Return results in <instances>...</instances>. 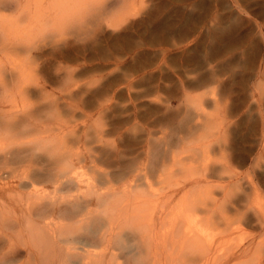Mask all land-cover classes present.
<instances>
[{
    "label": "rangeland",
    "instance_id": "rangeland-1",
    "mask_svg": "<svg viewBox=\"0 0 264 264\" xmlns=\"http://www.w3.org/2000/svg\"><path fill=\"white\" fill-rule=\"evenodd\" d=\"M93 1L87 13L67 19L62 36L31 39L28 52L0 50V109L12 113L0 117L6 142L18 133L14 123L25 127L22 120L31 119L56 130L53 138L85 158L83 185L113 189L122 200L124 206L113 204L112 221L124 215L135 223L127 205L148 203L139 229L147 234L144 227L155 223V253L133 263L134 232L119 217L120 228L112 225L121 242L109 238L100 244L105 249L90 247L113 257L105 264H264V0ZM8 40L0 49L22 44ZM6 122H13L11 132ZM8 143L0 152V175L6 177L24 169L11 164L9 153L18 148ZM44 188L51 194L50 185ZM119 188L129 190L126 197ZM10 197L0 193V264H31L3 258L6 239L14 238L24 254L26 244L33 242L34 249L44 236L50 239L57 224L40 235L25 229L17 236L10 222L19 212ZM94 206L93 214L102 216V207ZM181 207L204 230L199 248L214 252L207 261H194L196 244L192 250L180 244L185 223L169 225L171 212ZM60 235L54 249L77 246L69 233Z\"/></svg>",
    "mask_w": 264,
    "mask_h": 264
},
{
    "label": "bare ground",
    "instance_id": "bare-ground-1",
    "mask_svg": "<svg viewBox=\"0 0 264 264\" xmlns=\"http://www.w3.org/2000/svg\"><path fill=\"white\" fill-rule=\"evenodd\" d=\"M92 1L93 0H0V42L2 43L4 39H9L8 41L11 42L12 40L10 39H13L17 40L19 43H22L18 44L17 42V44L19 45L18 48H11L12 45L7 49L5 48L6 46L2 47L0 49L1 52L5 54L14 53L15 51H17V53L21 51L28 52L32 48L31 39L36 40V38H43L45 36H62L60 32L63 29L64 23L68 21L67 19H74V17L80 16L81 12H83L82 9L85 10L88 7L91 8L88 5L90 2L92 4H95V2ZM112 4L113 2L111 1L110 4H107V7H110ZM91 6L93 7V5ZM87 10L88 9H86L84 13H87ZM3 12H8V14H4ZM105 12L107 11L105 10ZM11 13H13L12 16H10ZM2 53L0 55H2ZM1 85V90H3L5 86L4 84L2 86ZM6 112L0 109V117H5L4 119L10 118L9 115H12V113ZM16 115L13 117H16ZM26 120L27 119L22 120L23 122L25 121L24 123H27L25 127H22V122L20 123V121L17 124L14 123L15 130L18 129V133H14V136H10V133L9 136L14 138H10V140L8 139L7 142L5 135L8 133L0 132V152H4V147L6 146L8 141L9 143L7 146H9L10 144V147L17 146L18 149L13 151V153H9V155H14H12L13 158L11 164H18L16 167L17 169L18 166L24 168H21V171L17 175L10 174L11 176H7L8 178L4 176V174L0 175L1 196L3 198H6L10 195V199L12 201L14 199L12 196H15L18 192H20L18 190L28 189L26 190V192L24 191L20 193V195L22 196H19L18 199H16L15 201L13 200V202L15 203V207H13L14 212L18 211L19 216L18 214L14 213V215L16 214L18 216H14V220H16L15 226L13 225L14 220H12V223L10 222V224L13 228H17V236H20L25 229H28L29 232L32 231L35 234L37 233L40 235L41 228H49L50 225L56 226L55 224H57V232L59 228V230L61 231L62 229L64 233L65 231H67L70 238H74L77 246L73 248L71 246V248L68 246V251H60L54 249H59L58 243H60L61 241L59 239L60 234L58 236L54 234L57 232L56 229L53 228L51 233H48V235L51 236L50 239L49 237L44 236V238H42L40 242H37L35 246L33 245L35 250L31 248L32 244L34 243L32 242V244H30L27 241L30 246L28 247L27 244L25 245L27 247L24 254L23 250L19 248L17 243H14V238L6 239L7 249L9 248V250H6L8 253H6L5 251V253L1 254V256L4 258V255L8 254L14 261H19L21 259L23 261L24 258L23 262L31 261V264H34L32 263V261L35 262V264H105V259L108 258V254L106 252H98V254H95L94 251L92 253L90 251V247H94L96 245L101 246L100 244L104 245L107 241H109V238L110 240L116 238V240L118 239V241L121 242V232L117 233V228H120V226L118 225L117 227V223H115V221L119 217L120 219L122 217L123 220L121 221L124 222V215L122 214L123 216L120 215L119 217L116 216V219L112 221L110 217L111 215L113 217L115 214L113 215L110 212L113 211L112 209H114L113 204H116L115 202H117V204L120 205V203L122 204V200L117 198L114 192L112 193L113 189L111 192L109 191L112 194H109V192H103L106 190H104V188H106L104 186L103 189H97V187H99L100 185H95L96 188L92 187V183L90 185H83V180L81 178L82 176L79 170L80 164H82V161H84L85 158L77 153L75 154L74 152H72V150H70V148H67V145H65L63 139L60 138L58 140L56 137L53 138L52 134H54V129L47 130L43 126H41V128L40 125L37 126L36 124H33V122H30L31 119L30 121H28V119V122ZM5 125H8V129L6 128L7 131L11 132L13 129V122L11 124L10 122H6L3 126ZM90 160V162L93 163L94 160ZM44 185H50L52 187L51 194H49L50 192L48 194L47 192H45ZM99 188H101V186ZM132 188L135 187L133 186ZM119 189L122 190L123 188ZM101 190L103 191L101 192ZM124 190L125 189H123L122 191ZM125 191L122 193H126ZM123 194L119 193V195L121 196ZM126 194H124L125 197ZM118 200H120V203L118 202ZM131 200L133 201V199ZM126 201L130 203L129 200ZM144 204L147 205L148 203H146V201H138L135 204H130L131 206H129V204L127 205V208L131 207L133 210V213L131 215L135 216L133 217L135 219V223H130L129 221L131 219L125 220V222H129V224L127 225L128 227H130L129 229L132 228L134 232L132 235L135 238L136 247L134 246V248L136 253L135 256H133V263H141L146 259L145 256L147 257L149 253H155L157 247L160 245L157 238V229L155 228V223H150V225L144 227V231L147 230V234H144V232L140 231L139 229H142V227L145 225V222L142 221V219L144 218V216L142 215L144 213L142 206H144ZM92 205H95L96 207H102V216L97 213V216L94 215L95 213L93 214V209L91 208ZM122 205L124 206V203ZM1 207L2 209H5L6 202H2ZM4 209L2 211H4ZM116 209H118V205ZM128 212L129 210H126L127 214ZM56 215L60 216L55 221L54 219L56 218L54 216ZM48 217H50L49 219L52 220L49 221ZM169 218V225L171 227L176 225V223H178V220L186 224V229L185 231H183V236L186 240L180 242V244L182 246L184 244H187L186 248L188 250H192L193 247L194 249L197 247V249L200 250L199 252H197L198 255L195 257L197 259L192 258L194 259V261L206 260L214 253L209 248L202 250L199 248L201 246L200 241L202 240V236L199 235H203L204 230L201 226H198L195 220L191 217L188 209H186L185 207L178 208L174 213L171 212ZM120 219H118L117 222ZM45 220H48L49 222L43 223V221ZM41 221L43 225L40 224ZM112 222H114L115 227H117L116 229L112 225ZM97 223L100 224L97 225ZM95 224L99 227V229L96 226H94L96 228L92 227ZM114 229L116 230V232L113 231ZM46 230L45 232H47ZM120 230H123V228ZM179 230L180 229H176L175 231H177L179 234L182 233L181 230L180 232ZM60 231L59 233H61ZM63 231L60 235L61 238H63L62 236H65L67 234L65 233L64 235ZM175 231L174 229H170L169 233L171 234ZM75 232L81 233L77 234V236L75 237ZM178 233H175V235ZM16 239L18 240L17 237ZM193 244L196 245L193 246ZM119 247H121L120 244ZM103 248L105 249V247H102V249ZM46 250H48L47 253ZM209 250L211 251V253L213 252L211 255ZM194 254H196V252ZM213 256L214 255H212V257ZM111 257L112 256L110 255V258L108 259L110 260Z\"/></svg>",
    "mask_w": 264,
    "mask_h": 264
}]
</instances>
